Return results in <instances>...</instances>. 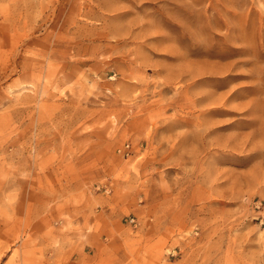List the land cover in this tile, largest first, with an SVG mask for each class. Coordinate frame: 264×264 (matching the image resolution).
<instances>
[{"label": "rangeland", "instance_id": "rangeland-1", "mask_svg": "<svg viewBox=\"0 0 264 264\" xmlns=\"http://www.w3.org/2000/svg\"><path fill=\"white\" fill-rule=\"evenodd\" d=\"M0 264H264V0H0Z\"/></svg>", "mask_w": 264, "mask_h": 264}, {"label": "built area", "instance_id": "built-area-1", "mask_svg": "<svg viewBox=\"0 0 264 264\" xmlns=\"http://www.w3.org/2000/svg\"><path fill=\"white\" fill-rule=\"evenodd\" d=\"M132 221L134 220V219H131Z\"/></svg>", "mask_w": 264, "mask_h": 264}]
</instances>
